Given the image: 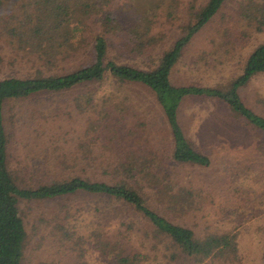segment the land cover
Segmentation results:
<instances>
[{
	"label": "rangeland",
	"instance_id": "1",
	"mask_svg": "<svg viewBox=\"0 0 264 264\" xmlns=\"http://www.w3.org/2000/svg\"><path fill=\"white\" fill-rule=\"evenodd\" d=\"M117 1L121 0H115V3ZM191 1L181 0L176 8L167 11L172 12L171 15H166L167 5L162 6L159 18L151 25V45L142 55L132 52L131 48H122L121 61L137 68L149 67L157 61L180 34L179 29L185 24L189 11L203 0L189 4ZM249 1L228 0L220 13L191 40L171 75L174 85L226 89L241 74L250 52L264 43V26L258 27L256 21L250 22L235 12ZM0 2V78L61 75L78 66V60L68 63L44 57V49L28 46L24 43L25 38L14 36L11 30L16 23L12 17L20 14L27 1ZM97 31L101 29L95 27L91 32L85 31L81 38L90 42ZM116 87H119V97L115 101L128 98L125 104L116 107L128 106L129 102L133 107L128 111L132 113L129 117L136 115L129 118V123L125 112H116L109 122L104 117L103 109L112 108L113 101L105 104L106 98L103 97ZM98 88L83 87L61 94L40 95L5 108L8 163L19 182L39 179L43 176L42 171L48 174V181L54 177L64 179L71 173L65 170L66 164L76 168L113 167L124 156L118 154L123 150L137 156L146 148L158 151V158L168 159L171 150L169 131L152 95L136 87H130L132 91L129 92L109 82ZM94 91L96 99L90 97L87 104V98ZM239 93L248 108L264 117V75L254 78ZM123 115L126 122L119 121ZM241 119L210 98L186 100L182 104L179 121L187 139L211 161L209 168L157 161L169 174L166 183L170 194L183 196L185 201L193 203L185 214L163 209L171 205L169 196L160 197L145 184H140L138 189L147 195L149 204L152 203L158 212L197 235L234 236L239 257L237 264H262L264 135L251 130L246 119ZM133 121L141 128L132 127ZM90 122H95L93 125L99 123L96 130L91 129ZM85 130L88 133H84ZM112 137L115 139L111 140ZM102 144L117 152L105 150ZM159 198L163 205L158 202ZM65 200L19 204L28 234L22 264H112L109 258L91 247V233L99 230L108 232L107 235L115 234L118 229L125 230L129 223H135L133 230H136L131 232L134 245L130 243L129 248H139L138 240L143 239L144 228L135 216L127 213V209L101 198L75 196ZM62 204L66 206L64 213H69L65 217L67 222L63 223L64 231L55 220ZM67 234L68 239H64ZM77 241L78 246L74 244ZM143 243L148 246L149 240ZM142 251L147 250L143 248ZM144 264L167 262L158 257ZM170 264L193 263L179 261Z\"/></svg>",
	"mask_w": 264,
	"mask_h": 264
},
{
	"label": "trees",
	"instance_id": "2",
	"mask_svg": "<svg viewBox=\"0 0 264 264\" xmlns=\"http://www.w3.org/2000/svg\"><path fill=\"white\" fill-rule=\"evenodd\" d=\"M25 1L27 3L20 14L12 17L16 23L11 30L14 36L19 39L25 38L24 43L28 46L44 49L47 52L42 51L44 57L58 58L68 63L78 60V66L71 72L61 75L38 74L27 78H0V264L23 263L28 234L19 209L21 202L42 203L60 199L63 201L75 196L105 199L127 209V213L135 216L134 218L143 225L144 236L138 240L139 248L135 246L129 248L130 243L134 245V240L132 241L134 234L131 232L136 231L133 230L135 223H129L131 225L128 224L125 230L118 229L111 235L99 230L91 233L89 241L91 247L103 257L109 258L112 264H144L150 260H157L158 257L166 260L167 264L179 261L193 264L214 262L237 264L239 257L234 236L208 233L201 236L185 226L170 221L152 207V203L149 204L147 195L138 189V186L145 184V187L150 191L154 190L160 197L169 196L171 201L168 202L172 206L163 209L170 212L185 214L193 204L191 201H185L183 196L170 194L166 183L169 174L157 163L168 160L171 161V165L200 168H209L211 164L210 158L191 144L182 129L179 112L186 100L198 98L216 100L231 115L236 114L246 119V124L252 128L251 130L264 135V117L248 108L239 93L240 89L254 78L264 75V43L250 52L241 74L231 81L226 89L176 86L171 82V75L179 64L184 50L220 13L228 0L201 1L198 7L195 6L189 11L186 22L180 27V34L171 47L163 51L157 61L146 68H137L121 61L122 57L119 56H123L120 55L122 48L125 50L131 48L132 52L142 55L153 41L149 36L151 25L154 19L159 18L162 6L167 5L166 11L163 9L167 12L176 8L181 0H121L116 3L115 0ZM195 1L192 0L189 4ZM235 12L250 22L256 21L258 27L264 26V0L258 2L250 0L247 5H242ZM171 14L172 12L166 13ZM89 20L92 21L88 22ZM95 27H99L101 31L94 33L90 42L81 38L82 33L91 32ZM108 82L110 85L124 87L129 92L132 91L130 87H136L152 95L169 131L171 150L168 159L158 158L160 156L158 151L146 148L142 149V155L137 156L123 150L118 154L124 156L113 167L107 165L105 168L100 167L101 169H94V166L76 168L66 164L65 170H70L71 173L64 179L54 177L48 181V174L42 171L43 176L39 179L19 182L8 163L9 139L5 108L36 96L61 94L83 87L98 88ZM118 88L104 95L105 104H112V101L113 104L112 108H104L103 114L107 121L108 119L111 121L116 112H125L129 123V118H135L136 115L129 117L132 113L128 111L133 109L129 102L128 106L116 107L117 104L122 105L125 104L124 101H128V98L115 101L119 97ZM96 96V91L91 92L87 104L90 103V97L96 99ZM123 116L119 121L126 122V116ZM134 121L131 126L141 128ZM93 123L90 122L89 126L96 130L99 123L95 125ZM84 133L88 131L85 130ZM129 135L131 137V133ZM102 138L97 137L100 141ZM113 139L115 137L111 138ZM108 140L106 136L105 141ZM89 142L92 144V139ZM104 146L105 150L110 149L108 145ZM110 150L117 152L113 148ZM158 202L163 205L161 198ZM64 210L66 206L62 204L55 217L57 226L63 231V223L67 222L65 217L69 214L68 211L64 213ZM64 239H68V234ZM144 240H149L148 246L143 243ZM74 244L78 246V241ZM143 248L147 251H142Z\"/></svg>",
	"mask_w": 264,
	"mask_h": 264
}]
</instances>
